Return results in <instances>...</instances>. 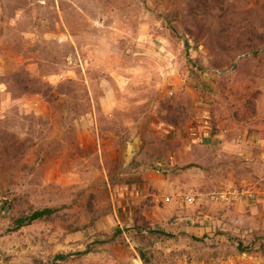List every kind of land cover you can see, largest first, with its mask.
<instances>
[{
  "label": "rangeland",
  "instance_id": "1",
  "mask_svg": "<svg viewBox=\"0 0 264 264\" xmlns=\"http://www.w3.org/2000/svg\"><path fill=\"white\" fill-rule=\"evenodd\" d=\"M38 263L264 264V0H0V264Z\"/></svg>",
  "mask_w": 264,
  "mask_h": 264
},
{
  "label": "trees",
  "instance_id": "2",
  "mask_svg": "<svg viewBox=\"0 0 264 264\" xmlns=\"http://www.w3.org/2000/svg\"><path fill=\"white\" fill-rule=\"evenodd\" d=\"M58 211V207L54 206H46L42 208H37L32 211H30L27 214H22L12 220V227L11 231H16L20 229L23 226H27L33 222L49 219L53 214H55ZM167 235H171L170 233H165ZM236 248L239 252H249L253 250L252 245H244L241 241H238L236 243ZM90 249H85L82 251H77L74 253H58L53 256V261H64L67 260L69 257L72 256H81L86 253H88ZM142 256V255H141ZM38 264H45V263H38Z\"/></svg>",
  "mask_w": 264,
  "mask_h": 264
},
{
  "label": "crops",
  "instance_id": "3",
  "mask_svg": "<svg viewBox=\"0 0 264 264\" xmlns=\"http://www.w3.org/2000/svg\"><path fill=\"white\" fill-rule=\"evenodd\" d=\"M103 108L105 109V111L108 110V108L105 107L104 102H103ZM190 135H192V134H190ZM130 185L131 186L129 188H125V186H121V187L115 189L116 197H132L131 199H133V197H140L141 195L137 192L135 193V191L133 190L134 186L132 184H130Z\"/></svg>",
  "mask_w": 264,
  "mask_h": 264
}]
</instances>
